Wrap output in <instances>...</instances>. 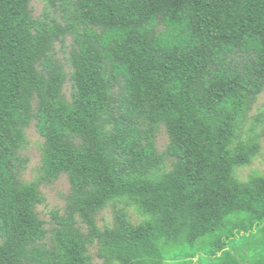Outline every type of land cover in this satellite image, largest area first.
Segmentation results:
<instances>
[{"label": "trees", "instance_id": "16d2710c", "mask_svg": "<svg viewBox=\"0 0 264 264\" xmlns=\"http://www.w3.org/2000/svg\"><path fill=\"white\" fill-rule=\"evenodd\" d=\"M32 1L0 0V264H92L95 243L103 264H163L166 247L219 231L208 258L237 264L248 248L261 263L264 175L234 173L260 148L238 127L264 90V0H43L60 20L35 18ZM68 37L69 75L54 57ZM32 122L43 169L70 182L51 229L39 184L21 177ZM119 197L152 218L134 225L115 207L101 229L97 213Z\"/></svg>", "mask_w": 264, "mask_h": 264}, {"label": "rangeland", "instance_id": "374dc122", "mask_svg": "<svg viewBox=\"0 0 264 264\" xmlns=\"http://www.w3.org/2000/svg\"><path fill=\"white\" fill-rule=\"evenodd\" d=\"M32 13L35 18L43 16L47 8L43 0H33L31 2ZM49 10V9H48ZM51 16L60 20L59 11L57 9L49 10ZM72 48V39L68 37L64 43H55L54 57L57 62L65 69L69 75L71 72V65L69 63V52ZM71 92V83L67 81L64 86V93L69 98ZM238 135L241 139L252 140L255 138L260 145L258 154L252 159L251 163L245 166H238L235 169V177L241 181H247L253 174L264 175V90L258 96L252 108L239 121ZM169 141L168 134L164 126H161L157 134V146L160 153H162ZM21 155L27 159L25 168L22 171L21 177L24 182H37L40 191L45 197L44 203L38 205L37 212L39 216L46 223V227L51 229L53 227L52 214L59 212L60 215L65 213L67 206V198L70 192V182L66 174L59 177H51L43 169L44 156V138L38 133L35 127V122H32L25 130V142L21 150ZM172 168L170 159H164L163 165L152 172L150 175L153 179H158L164 174L168 173ZM115 207L126 210L130 221L134 225H138L146 220L151 219V215L146 214L128 197H119L115 202H107L97 213V224L101 229L106 227H114V209ZM231 222H234L231 219ZM233 225H230L229 230L233 232ZM229 233L219 231L212 237L206 236L197 242L192 248L185 246L170 245L163 250L162 263L163 264H218L217 260H211L206 255H209L213 250L215 244L213 240L225 241ZM264 237V236H261ZM51 234H48L46 241L50 242ZM258 240L257 238H254ZM264 242V239H263ZM247 242H243V247L247 246ZM160 245V244H159ZM157 243L151 246V249L159 247ZM263 244L260 248H263ZM229 249V247H227ZM99 245L94 244L89 247V253L92 257V264H103V259L98 256ZM157 251V250H156ZM222 253V252H221ZM221 253H218L220 256ZM245 256L238 259L237 264H264L257 263L253 260V252L250 249H245ZM233 256L234 250L231 249ZM152 260H157L152 256ZM159 256V255H157ZM158 257V261H159ZM200 261H199V260ZM116 264H137L135 260L122 261L113 257ZM228 264H231L228 261ZM232 264H236L234 261Z\"/></svg>", "mask_w": 264, "mask_h": 264}]
</instances>
